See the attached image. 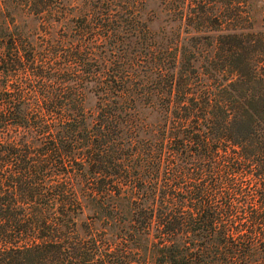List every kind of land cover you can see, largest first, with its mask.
<instances>
[{"label":"trees","instance_id":"1","mask_svg":"<svg viewBox=\"0 0 264 264\" xmlns=\"http://www.w3.org/2000/svg\"><path fill=\"white\" fill-rule=\"evenodd\" d=\"M227 3L187 22L213 45L197 65V46L105 68L95 34L9 36L0 264H264V20Z\"/></svg>","mask_w":264,"mask_h":264},{"label":"rangeland","instance_id":"2","mask_svg":"<svg viewBox=\"0 0 264 264\" xmlns=\"http://www.w3.org/2000/svg\"><path fill=\"white\" fill-rule=\"evenodd\" d=\"M228 1L0 0V51L6 50L12 35L41 47L50 43L68 47L77 35L92 33L96 35L90 48L96 59L90 60L93 66L139 68L148 61L144 59L147 51L156 52L159 45L186 48L187 57L197 46L200 50L194 61L197 65L212 53L213 45L198 43L201 39L196 36L203 31L187 22L207 6L214 12L228 14L231 8ZM239 7L256 27L261 25L264 20L261 0H245ZM208 32L215 35L218 31ZM84 96L85 108L94 111L97 95L86 89Z\"/></svg>","mask_w":264,"mask_h":264}]
</instances>
